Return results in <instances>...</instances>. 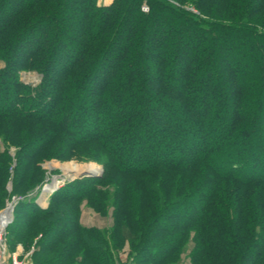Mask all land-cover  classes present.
Instances as JSON below:
<instances>
[{"label":"trees","instance_id":"obj_1","mask_svg":"<svg viewBox=\"0 0 264 264\" xmlns=\"http://www.w3.org/2000/svg\"><path fill=\"white\" fill-rule=\"evenodd\" d=\"M0 144V208L43 160L104 167L16 206L31 264H264V0H0Z\"/></svg>","mask_w":264,"mask_h":264},{"label":"rangeland","instance_id":"obj_2","mask_svg":"<svg viewBox=\"0 0 264 264\" xmlns=\"http://www.w3.org/2000/svg\"><path fill=\"white\" fill-rule=\"evenodd\" d=\"M112 0H97V3L99 5H108L111 3ZM20 76V80L24 83L27 84L29 83L28 86L31 87H35L40 83V79L41 76L38 75L36 72H20L19 73ZM2 145L0 144V149H2ZM11 156H13V149L11 150ZM68 165H74V166H86V165H90L93 166V171L95 170H99L100 173L97 174V177H91V178H95V179H100L102 178L103 174H104V167L103 164L99 161V158L95 155L90 156L88 155H78V156H73L71 158H69L68 160H59V159H47V160H43L41 162H39L37 164V166L40 168L41 170V182L36 185L33 189H31L30 191L26 192L23 195H15V194H11V182H8V184L6 185V191L9 194L7 196V198L4 201V204L2 206V208H0V211L4 208L5 206V202L9 201L12 196H17V197H27L29 196V194L32 193V191H34L35 189H38L43 183H45V181H49L51 177H59V178H63L64 179V167H67ZM96 168V169H95ZM78 174V173H77ZM71 175L70 176H65V179L68 183V180H70L69 182L73 181L74 179L80 178V175ZM80 176V177H79ZM65 181V182H66ZM65 185V184H64ZM63 185V186H64ZM62 186V187H63ZM56 192V191H55ZM54 192V193H55ZM52 193L49 196V199L51 198V196L54 194ZM27 199V198H26ZM29 202H33V200L31 201H27V203ZM49 204V202H48ZM112 207H108L107 210V214L104 216H101L98 212L94 211L92 208L88 207L85 203L82 204L81 206V217H80V221L83 225L85 226H94L100 229H109L112 226ZM11 226V225H10ZM9 226V227H10ZM8 227V228H9ZM7 228V231H8ZM7 231H6V236H5V249L7 250V254H6V263L10 264V260H11V256L16 253V250L14 251L11 247V244L7 238ZM40 236V234L37 235V237L35 239H33V243H35L36 239ZM192 247L191 243H188L187 247H185L183 253L181 254L180 258L177 260V262L175 264H189V259H188V251L190 250V248ZM32 248V247H31ZM30 248V249H31ZM29 249V251H30ZM29 251L25 252L23 250V253L21 255L18 256V258L20 260L25 259V256L27 253H29ZM127 253H128V249L124 248L123 250H121L119 252V258L121 260V262H125L127 259ZM31 255V254H30ZM30 255L29 257H27L25 259L26 264H31L30 263Z\"/></svg>","mask_w":264,"mask_h":264},{"label":"built area","instance_id":"obj_3","mask_svg":"<svg viewBox=\"0 0 264 264\" xmlns=\"http://www.w3.org/2000/svg\"><path fill=\"white\" fill-rule=\"evenodd\" d=\"M105 1V0H103ZM141 10L143 12H148V7L146 4H143L141 6ZM61 177V176H59ZM59 177H51L49 181H45L38 189H35L32 191L29 196L25 197H17L12 196V198L9 201L5 202L4 208L0 211V264H7L6 263V254L7 250L5 249V236L7 228L13 223L14 221V213L15 208L20 202L25 201H31L33 202L41 209V205H45L48 207L49 202V196L54 193L55 191L59 190L65 183H67L64 176L63 178ZM66 181V182H65ZM70 180H68L69 182ZM55 185H53V183ZM53 185V186H52ZM48 186V187H47ZM44 200L45 203L42 201ZM43 203V204H42ZM2 223V225H1ZM33 248L30 249L29 253L26 254L25 259L29 257V255L32 253ZM18 253H14L10 258V264H26L25 259L20 260L18 258Z\"/></svg>","mask_w":264,"mask_h":264},{"label":"bare ground","instance_id":"obj_4","mask_svg":"<svg viewBox=\"0 0 264 264\" xmlns=\"http://www.w3.org/2000/svg\"><path fill=\"white\" fill-rule=\"evenodd\" d=\"M63 170H64V173L63 174L65 176H67V177L68 176L71 177V175H76L77 173L78 174L79 173H86V174H91V175H94V174H98L99 173V170L93 171L94 170L93 169V166H90V165H86V166L85 165L84 166H82V165L81 166L68 165L67 167H64ZM55 183L56 182H54L53 185H55ZM42 201L45 203L44 200H42ZM41 209L44 210V209H47V207L45 205H41ZM1 225H2V223H1Z\"/></svg>","mask_w":264,"mask_h":264},{"label":"water","instance_id":"obj_5","mask_svg":"<svg viewBox=\"0 0 264 264\" xmlns=\"http://www.w3.org/2000/svg\"><path fill=\"white\" fill-rule=\"evenodd\" d=\"M28 85H29V83H28ZM77 175H80L81 177H97V174L91 175V174H86V173H79Z\"/></svg>","mask_w":264,"mask_h":264},{"label":"crops","instance_id":"obj_6","mask_svg":"<svg viewBox=\"0 0 264 264\" xmlns=\"http://www.w3.org/2000/svg\"><path fill=\"white\" fill-rule=\"evenodd\" d=\"M16 252L18 253V255H21L23 253V248L21 246H18L16 248ZM22 256V255H21Z\"/></svg>","mask_w":264,"mask_h":264}]
</instances>
